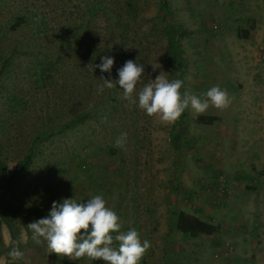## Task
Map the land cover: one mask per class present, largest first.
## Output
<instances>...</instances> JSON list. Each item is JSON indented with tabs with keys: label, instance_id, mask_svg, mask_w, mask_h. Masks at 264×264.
Instances as JSON below:
<instances>
[{
	"label": "rangeland",
	"instance_id": "374dc122",
	"mask_svg": "<svg viewBox=\"0 0 264 264\" xmlns=\"http://www.w3.org/2000/svg\"><path fill=\"white\" fill-rule=\"evenodd\" d=\"M237 29L248 31L246 45ZM102 55L114 57L110 77L90 70ZM263 55L264 0H0L6 175L31 153L0 201V264H104L49 254L27 226L39 219L31 208L49 211L53 201L97 194L117 213L120 231L135 228L149 241L139 264H264V209L252 203L256 182L248 191L237 185L223 193L227 147L234 137L245 146L256 138L242 106L210 104L203 113L189 107L168 123L125 100L117 86L98 92L101 75L115 80L129 59L145 66L136 92L159 73L182 80V94L198 96L212 86L225 89L231 74L239 88L243 74L261 84ZM198 115L216 120L198 123ZM121 132L127 140L117 147ZM179 212L208 214L206 223L218 231L183 234ZM13 248L19 259L8 255Z\"/></svg>",
	"mask_w": 264,
	"mask_h": 264
},
{
	"label": "clouds",
	"instance_id": "9594fccd",
	"mask_svg": "<svg viewBox=\"0 0 264 264\" xmlns=\"http://www.w3.org/2000/svg\"><path fill=\"white\" fill-rule=\"evenodd\" d=\"M113 65V56L102 55L100 63L94 64L90 70L93 72L98 68L102 74L108 73L110 77ZM144 71V64L133 59L126 60L117 70L118 78L115 80L101 75L99 79L102 84L98 92L117 86L125 100L137 104L146 115H155L168 123L179 119L189 107L196 113H203L210 104L223 109L231 102L227 90L219 85L210 87L202 96L188 92L182 94L183 81L169 80L161 73L136 92V85ZM126 140L127 133L121 132L114 141L115 146L123 147ZM27 226L35 243H45L49 254L56 253L73 259L88 257L93 261L102 260L104 264H139L150 246L148 240H141L135 228L120 231L119 217L106 206L102 194L83 201L75 197L53 201L46 216L33 220ZM8 255L19 259L23 254L18 248H13Z\"/></svg>",
	"mask_w": 264,
	"mask_h": 264
},
{
	"label": "crops",
	"instance_id": "0c3cea01",
	"mask_svg": "<svg viewBox=\"0 0 264 264\" xmlns=\"http://www.w3.org/2000/svg\"><path fill=\"white\" fill-rule=\"evenodd\" d=\"M236 34L239 38L245 41L243 44L246 45L249 42V33L246 29H237ZM231 79L225 86L228 95L231 100V104L238 107L242 106V110L246 113L247 122L246 127L252 128L256 127V138H248L249 146L242 145V142L233 141L237 137H234L232 143L227 147L226 152L229 154L227 158H222L223 162L220 169L226 174V179L228 181L227 186L222 183L221 186H226L224 189L225 194L233 193L235 186L239 185L238 189L240 191H248L250 188L254 187L251 184H255L254 187V197H252V203L256 204L253 207L258 206L259 210L263 212L264 209V83L259 84L253 81L254 75L243 74L242 82L243 87H237L238 77L235 74H231ZM259 81V75L255 76ZM240 79V81H241ZM264 80V79H263ZM252 96L253 100H248L246 97ZM253 102V103H252ZM237 104V105H236ZM231 117L233 114L230 115ZM227 155V154H226ZM228 162L229 165L225 167V163ZM242 177V178H241ZM248 178H253L254 180H249ZM248 179V180H247ZM208 182V180L206 181ZM208 184V183H206ZM199 185V184H197ZM217 188V187H216ZM188 190L194 191L192 187ZM199 192V191H197ZM217 196L213 198V202L217 203ZM249 199V198H248ZM241 201V200H240ZM204 205L203 203L201 206ZM186 214H189L186 212ZM191 215V214H189ZM194 216V215H191ZM194 217L205 221V218L209 217L208 214L205 217ZM202 235V234H200Z\"/></svg>",
	"mask_w": 264,
	"mask_h": 264
},
{
	"label": "trees",
	"instance_id": "16d2710c",
	"mask_svg": "<svg viewBox=\"0 0 264 264\" xmlns=\"http://www.w3.org/2000/svg\"><path fill=\"white\" fill-rule=\"evenodd\" d=\"M216 118L212 116L198 115L196 117V121L198 123H212ZM31 153H27L24 159L21 161V164L16 166L13 171H10L8 175H6V169L2 165L0 161V201H6L5 195L7 192H10L15 185L16 181L19 179V174L22 173L25 168H27L30 162ZM30 214L36 215L38 218L46 216L48 214L47 210H40L31 208ZM3 220L8 224L10 221V217L8 215H2ZM177 229L186 235L191 237H196L200 234L203 235H212L218 231V228L210 223H206L199 218L188 215L183 212H179L177 215L176 222Z\"/></svg>",
	"mask_w": 264,
	"mask_h": 264
},
{
	"label": "built area",
	"instance_id": "2783aa9c",
	"mask_svg": "<svg viewBox=\"0 0 264 264\" xmlns=\"http://www.w3.org/2000/svg\"><path fill=\"white\" fill-rule=\"evenodd\" d=\"M262 58L264 59V55L262 56ZM228 247V246H227ZM227 249H231V247H228ZM228 251V250H227ZM227 251H225V252H227Z\"/></svg>",
	"mask_w": 264,
	"mask_h": 264
}]
</instances>
